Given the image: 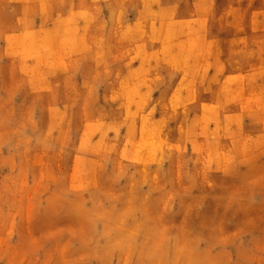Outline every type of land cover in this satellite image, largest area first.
I'll use <instances>...</instances> for the list:
<instances>
[{"label": "rangeland", "instance_id": "1", "mask_svg": "<svg viewBox=\"0 0 264 264\" xmlns=\"http://www.w3.org/2000/svg\"><path fill=\"white\" fill-rule=\"evenodd\" d=\"M0 264H264V0H0Z\"/></svg>", "mask_w": 264, "mask_h": 264}]
</instances>
